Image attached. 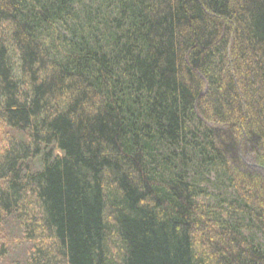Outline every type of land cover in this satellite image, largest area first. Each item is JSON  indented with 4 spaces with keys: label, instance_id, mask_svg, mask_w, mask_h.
<instances>
[{
    "label": "trees",
    "instance_id": "16d2710c",
    "mask_svg": "<svg viewBox=\"0 0 264 264\" xmlns=\"http://www.w3.org/2000/svg\"><path fill=\"white\" fill-rule=\"evenodd\" d=\"M248 148L264 169V0H0L10 264H264Z\"/></svg>",
    "mask_w": 264,
    "mask_h": 264
},
{
    "label": "rangeland",
    "instance_id": "374dc122",
    "mask_svg": "<svg viewBox=\"0 0 264 264\" xmlns=\"http://www.w3.org/2000/svg\"><path fill=\"white\" fill-rule=\"evenodd\" d=\"M246 150L247 151L245 153L243 152V160H242L245 167L252 169V170H259V169H257L258 167H256V164H258V163L256 162V160H254V155H253L252 149L248 148ZM19 235H20V233L11 237V239L14 238L13 243H12V247L9 249V253L7 255L0 257V264H10L13 261L21 260L24 257H26L25 255H27V252H28V247H29L28 245H30V244H29V242H27V240H24L22 242L20 240H17ZM0 238L2 240V238H4V236H2ZM14 240L19 241L20 243H18V242L14 243ZM0 243H1V241H0Z\"/></svg>",
    "mask_w": 264,
    "mask_h": 264
},
{
    "label": "water",
    "instance_id": "95a60500",
    "mask_svg": "<svg viewBox=\"0 0 264 264\" xmlns=\"http://www.w3.org/2000/svg\"><path fill=\"white\" fill-rule=\"evenodd\" d=\"M256 167H258L257 169H263L259 164H256ZM264 170V169H263Z\"/></svg>",
    "mask_w": 264,
    "mask_h": 264
}]
</instances>
